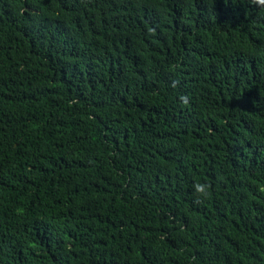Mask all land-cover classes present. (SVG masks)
<instances>
[{"label": "trees", "instance_id": "trees-1", "mask_svg": "<svg viewBox=\"0 0 264 264\" xmlns=\"http://www.w3.org/2000/svg\"><path fill=\"white\" fill-rule=\"evenodd\" d=\"M0 264H264V8L0 0Z\"/></svg>", "mask_w": 264, "mask_h": 264}, {"label": "clouds", "instance_id": "clouds-1", "mask_svg": "<svg viewBox=\"0 0 264 264\" xmlns=\"http://www.w3.org/2000/svg\"><path fill=\"white\" fill-rule=\"evenodd\" d=\"M250 2L254 5H257V6L264 8V0H250ZM181 99L185 105H187L189 103L188 97H182ZM194 189H195L197 196L201 200H207L212 195L211 185L208 183L197 182L194 184ZM198 202H200V200H198Z\"/></svg>", "mask_w": 264, "mask_h": 264}]
</instances>
